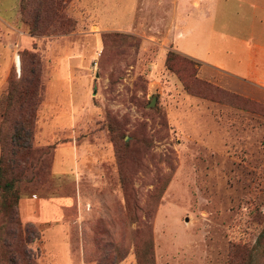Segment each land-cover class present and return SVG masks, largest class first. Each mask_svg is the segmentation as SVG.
I'll list each match as a JSON object with an SVG mask.
<instances>
[{
    "label": "rangeland",
    "instance_id": "obj_1",
    "mask_svg": "<svg viewBox=\"0 0 264 264\" xmlns=\"http://www.w3.org/2000/svg\"><path fill=\"white\" fill-rule=\"evenodd\" d=\"M202 1L213 2L62 0L33 36L19 0H0V99L17 64L38 61L15 207L37 231L35 264H264V89L203 78L177 50L185 18L210 14ZM218 2L213 27L232 35L244 9ZM14 113L0 118L4 137ZM69 142L58 164L71 172L54 174V149ZM43 199L69 206L38 220Z\"/></svg>",
    "mask_w": 264,
    "mask_h": 264
},
{
    "label": "crops",
    "instance_id": "obj_2",
    "mask_svg": "<svg viewBox=\"0 0 264 264\" xmlns=\"http://www.w3.org/2000/svg\"><path fill=\"white\" fill-rule=\"evenodd\" d=\"M124 1L126 0H120V4H125ZM212 1L208 3L202 1L195 7L203 15L210 13L205 15L206 19L193 24V19L185 18L183 41L177 46V50L201 63L199 71L201 77L214 80L213 74L218 73L223 86L246 91L249 95L259 94L242 83L255 84L264 89V0H233V4L244 11L243 15L238 16V21L234 23L238 30L233 29L232 35L222 30L226 28L225 25L216 28V30L213 27L214 21L211 12H214L219 6V0ZM117 13L120 17L121 15L126 16L127 10L120 9ZM246 16H248L249 22L245 20ZM215 37L217 40H212ZM217 80L219 79L214 81L217 82ZM61 148H67L68 156H71L75 152L76 146L72 142L67 145H56L51 164V171L54 174L62 171L71 172L70 168L67 170L58 164L61 162ZM57 158L60 161L57 162ZM48 203L50 202L47 199H43L37 205L36 211H33L35 218L38 220L51 218L53 217L52 207L61 210L63 206H69L65 205L64 201L51 203L52 207H49ZM47 211H50L51 216L44 214Z\"/></svg>",
    "mask_w": 264,
    "mask_h": 264
},
{
    "label": "trees",
    "instance_id": "obj_3",
    "mask_svg": "<svg viewBox=\"0 0 264 264\" xmlns=\"http://www.w3.org/2000/svg\"><path fill=\"white\" fill-rule=\"evenodd\" d=\"M60 1L62 0H19L20 17L26 23L30 35L45 33L41 28L48 15L54 18L57 16L54 9L60 6ZM65 20L59 18L58 22ZM28 60L30 69L27 71L20 62L18 78L9 84L7 92L0 99L2 120H8L10 112H15L10 120L7 136L4 137L0 129V264H35L34 255L27 245L36 238L37 231L30 225H21L15 212L21 173L18 164L21 156L30 152L32 122L38 103V61L32 53L28 55ZM7 225L12 228V240H6L2 236L6 233ZM260 236H264V232H259L257 239ZM243 263L246 264L245 261Z\"/></svg>",
    "mask_w": 264,
    "mask_h": 264
},
{
    "label": "water",
    "instance_id": "obj_4",
    "mask_svg": "<svg viewBox=\"0 0 264 264\" xmlns=\"http://www.w3.org/2000/svg\"><path fill=\"white\" fill-rule=\"evenodd\" d=\"M17 69H19L18 64H17Z\"/></svg>",
    "mask_w": 264,
    "mask_h": 264
}]
</instances>
